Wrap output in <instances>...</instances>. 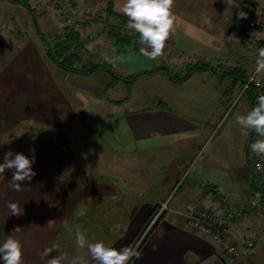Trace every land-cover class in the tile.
Masks as SVG:
<instances>
[{"label":"crops","instance_id":"1","mask_svg":"<svg viewBox=\"0 0 264 264\" xmlns=\"http://www.w3.org/2000/svg\"><path fill=\"white\" fill-rule=\"evenodd\" d=\"M14 1L0 0V5L3 2L10 3L8 11L0 8V30L3 34L0 38V64L3 58L8 63L5 69L0 68V126L3 125L6 130L17 128L22 119L33 118V121L42 122L45 126L65 128L67 123L63 115L56 119L44 116V112L56 102L61 105L57 108L61 112L67 107V91L63 87L60 89L50 77L49 70L51 72L53 70L46 67L48 66L44 59L46 56L40 51L41 43L35 33L39 30L36 14L43 25L46 20L55 23L56 29H61L59 33L61 35L74 29L66 22L60 11L61 17L56 20V15L48 7L52 5L57 11L58 9L48 0H45L50 3L48 7L43 4L44 0H30L33 17L24 6ZM242 2L240 11L247 13L246 19L251 18L257 5L262 6L259 0ZM75 5L82 11L80 13H88L78 5L77 0ZM18 7L24 8L26 13ZM30 18L33 19L36 29L31 36H22L23 25H31ZM7 19H12L10 25ZM75 29L78 30L77 27ZM185 29L183 27V30L188 32ZM244 29V26L241 28L240 25L235 33V38L239 42L243 39ZM78 34L81 39L80 31ZM6 35L17 43L15 47L10 44L6 46L5 41L8 40ZM44 38L46 40V37ZM62 38L65 37L62 35ZM255 41L258 47L263 45V41L256 39ZM46 42L53 45L57 40ZM80 60L82 64L84 61L89 62L82 58ZM51 63L53 66L52 61ZM30 64L32 68H29ZM55 66L58 71H70ZM206 69L202 67L197 71ZM213 73L211 76H215ZM104 77L107 78L106 75ZM190 78L191 75L184 82ZM262 78L264 79V76ZM262 84L264 89V82ZM253 87L254 91L247 92L250 89L248 87L243 92H247L246 101L252 108L256 104L255 95L258 92V88ZM31 88L36 89L37 97L33 102L29 99L22 105V100L28 97ZM43 96L46 98L41 99ZM191 98L193 97L183 96L182 100L170 97L168 107L167 105L159 107L163 106V103L162 105L158 103V107L130 110L106 130L102 132L97 128L91 130L97 144L105 150L109 167L88 173L84 170L78 179L73 176L76 167L73 163V157H76L75 148L69 147L71 141L64 133H56L50 137L46 133L41 136L42 138L47 136L46 138L33 140L27 148L7 150L6 154L12 155L10 158H14L17 153H23L31 158L33 156L31 149H35V162L32 168L36 175L31 181L22 182L20 191H15L10 187L13 171L5 169L4 174H0V245L9 236L19 239L23 245L22 264H45L40 254L53 244L58 245V249L45 259L64 255L66 256L64 264H71V261L78 257H83L88 264H95L87 249H80L77 246V230L83 232L92 243L103 242L106 246L117 249L130 247L141 238L151 219L152 211L168 200L167 208L155 222L145 243L140 246L139 258H133L131 264H215L219 253L217 244L209 237L188 229L185 224L187 216L197 205L210 207L216 213H220L225 203L237 204L256 197L253 190L259 192L264 188V180L260 183L258 178L259 174L264 176V155H257L255 158L251 152L249 145L255 142L252 139L254 132L251 131L247 136L241 134L233 140L208 141L211 127L198 119L199 110L205 108L206 102L193 101ZM195 103L197 105H193ZM19 128L22 126L17 129ZM141 153L149 162L152 174L163 176L161 170L165 167L167 169L162 192L168 189L169 191L162 193L160 198H154L155 202L149 200L134 202V198L127 197L129 191L122 188V182L114 179L125 171L132 173L129 167L116 171L125 165L124 161L131 160L133 161L131 167L136 170V174L131 177H140L142 173L137 162L140 161L138 155ZM256 159L262 163V172H254ZM3 162L4 159L0 163ZM189 167L190 173L194 172L193 176L197 178L193 183H199L201 178H204L203 182L206 185L190 184L178 192L180 186L176 190L175 188L179 184V178L186 176ZM246 168L251 177L249 189L247 184L241 188L232 180H228L244 178ZM93 173H102L114 178L98 182L93 179ZM257 199L260 201L259 210L245 214L229 225L228 234L240 246L248 239L255 238L258 242L259 238L264 237V198ZM9 202L17 203L23 209V214L11 215ZM259 213L263 214L258 215ZM49 220H55L53 227L47 226ZM110 224L119 226L116 241L111 244L109 240L99 236L102 234L101 229L95 230V225ZM16 226H20L22 230L13 232ZM255 227L258 231L254 230ZM259 234L263 237H258ZM257 242L246 255L237 258L233 264H264V246L258 248Z\"/></svg>","mask_w":264,"mask_h":264},{"label":"rangeland","instance_id":"2","mask_svg":"<svg viewBox=\"0 0 264 264\" xmlns=\"http://www.w3.org/2000/svg\"><path fill=\"white\" fill-rule=\"evenodd\" d=\"M72 1L75 3V0ZM77 1L78 5L87 10L88 13H80L82 11L76 8V5L71 8V14H69L58 6V11L52 5L48 7L50 3H47V1L43 4L56 15V20L61 17V12L74 31H80L81 39L83 38L81 40L82 47L72 46L71 48L83 60H89L86 68H90L97 63L104 68L89 73L58 71L54 63L52 66L49 58L50 54L42 38L46 37V40L50 43L56 40L61 41L65 32L62 35L59 34L61 29H56L55 23L47 22V20L43 25L36 14L35 19L38 22L39 30L35 33L41 43L40 51H43L46 56L44 58L48 65L46 67L48 70L50 68L53 70V72L49 70L50 77L60 89L63 87L67 91V107H64L61 112L57 110L61 105L56 102L44 112V116L56 119L63 115L67 127L45 126L42 122L33 121V118L31 120L22 119L18 126H22V128L19 129L17 127L6 130L3 125L0 126V162L3 161L7 150L17 149L18 147L27 148L33 140L38 141L61 132L71 141L69 147L71 149L75 148L76 157H73V163L76 167L73 176L76 179L82 175L84 170L88 173V171L105 169L104 167H109V162L104 154L105 150L97 144L91 130L96 128L101 132L106 130L107 127L113 126L124 113L130 110L158 107V103L161 105L163 103V106L159 107H164L170 97L183 100V96H187L193 97L191 98L193 101L204 100L206 102L204 104L205 108L199 110L198 119L206 126L211 127L208 141L211 139L214 142L224 139L233 140L240 137L241 131L240 126L236 123V117L246 115L252 109V106L247 104L246 96L247 92L254 91L253 85H250V89L243 93L247 88H243L242 85L255 72L258 50L264 48V0H259L260 5L263 7L257 5L252 12V15H254L256 10L259 14L262 11L263 18L260 26L263 27L259 28L260 26H258L251 30L244 29V36L240 42L235 38V33L240 25L241 28L243 26L246 28L247 21L250 19L237 17V13L243 5L242 0H236L239 7H228L223 0H175L176 31L167 41L165 55L157 60H150L140 53L139 49L142 45L138 42L139 34L128 29V18L120 11L125 0ZM27 3L32 6L30 0H27ZM1 5L0 8H5L6 11L10 8L9 2H3ZM18 8L26 13L27 9ZM29 13L33 17L32 11ZM70 15L77 18V21H70ZM205 16L210 20V24L204 23ZM81 17L84 18L83 21L79 19ZM11 20H6L9 21V25ZM30 24L28 26L23 25L22 31L24 33H22V36L28 37L33 34L36 27L32 18H30ZM30 26H32V30H30ZM183 27L188 32H185ZM1 32L0 30V38L3 35ZM7 39L5 41L6 46L8 44L14 47L17 45L8 36ZM255 39L263 41V45L258 47ZM47 45L52 46V44ZM67 49H64L61 45L51 47L53 56L66 66L70 63V60L65 57L69 53ZM117 56L120 59L116 65L108 63L106 58ZM203 62L205 64H201ZM6 67H8V63L3 58L0 68L5 69ZM32 67L30 64L29 68ZM75 67L85 66L82 65L81 60L78 63L75 61ZM202 67L207 69L197 71L198 68ZM188 73L191 75L188 81H177V79ZM212 73L215 74L214 77L211 76ZM245 76L247 78H244ZM263 76L257 77V80L261 81L262 88ZM218 78L220 80H217ZM262 90L264 94V89ZM36 97V89L31 88L28 97L22 100V105L29 99L33 102ZM45 98L46 96H43L41 99ZM220 104L221 107H219ZM169 105L170 103L167 107ZM193 105H197V103ZM46 133H48L47 136L42 138L41 136ZM252 139L256 141L262 139V137L254 133ZM201 153L202 151L198 153L197 157ZM138 156L140 161L137 162V165L142 173L140 177H131L136 174V170L131 167L133 165L132 160L124 161L125 165L116 171L129 167L133 174L125 171L114 178L112 175V177H109L108 175H102V173H93L92 177L98 182L113 178L115 181L119 180L122 182V188L129 191L127 197L134 198V202L139 200L155 202L154 198H160L162 193L165 194L169 191L168 189L162 192L163 183L165 182L164 175L167 173V169L165 167L161 170L163 176H156L152 174L149 162L145 160V155L141 153ZM202 158L204 159L205 156ZM110 167L113 168V166ZM190 168L186 172V176L179 178V184L175 188L176 190L180 186L178 192L186 185H206L203 182L204 178H201L199 183H193L197 178L193 176L194 172L190 173ZM258 178L260 183L263 182L264 176L262 174H259ZM253 179L256 180V177L253 176ZM228 180H232L241 188L247 184L249 189L251 177L246 168L244 178H228ZM164 203L165 208H167L168 200ZM198 206L200 205L194 208ZM260 214L263 213L258 215ZM98 228L102 231L99 236L109 240L110 244L116 241L119 226L113 224L95 225V230ZM254 230L258 231V228L255 227ZM259 236L263 237L261 234ZM261 239L259 238L258 242ZM256 242H254L253 247ZM261 246H264V239L257 245L258 248ZM217 247L219 249L218 245ZM222 253L223 251H221ZM218 259L216 260L218 261Z\"/></svg>","mask_w":264,"mask_h":264},{"label":"clouds","instance_id":"3","mask_svg":"<svg viewBox=\"0 0 264 264\" xmlns=\"http://www.w3.org/2000/svg\"><path fill=\"white\" fill-rule=\"evenodd\" d=\"M228 7H239L236 0H223ZM175 0H125L120 11L128 18V29L139 34V44L142 45L140 53L150 60H157L165 55L167 41L175 34L177 16L174 12ZM238 17L246 19L247 13L239 11ZM204 23L210 24L207 16L204 17ZM150 49V50H149ZM108 63L116 65L120 57L106 58ZM264 75V48L258 50L256 58V68L254 74L250 77V82L259 86L257 77ZM236 123L240 126L242 135L247 136L249 132H254L262 137L249 145L251 152L257 155H264V94L257 97L256 106L246 115H238ZM33 156L23 153L15 154L10 158L9 153L5 155L4 162L0 163V174H4L5 169L13 171L10 180V187L15 191H20L22 182L31 181L36 175L32 165L35 162V149H31ZM259 197V194H257ZM8 208L11 215L20 216L23 209L17 203L9 202ZM55 220H49L48 227H53ZM22 228L16 226L13 232H19ZM76 243L80 249H87L95 264H131L133 258L138 259L140 253L132 247L106 246L103 242H90L86 235L77 230ZM58 245L53 244L46 247L40 254L41 260L45 264H64L66 256H51L50 254L58 249ZM23 245L19 239L9 236L2 245H0V261L2 264H22ZM71 264H88L83 257H78L71 261Z\"/></svg>","mask_w":264,"mask_h":264},{"label":"built area","instance_id":"4","mask_svg":"<svg viewBox=\"0 0 264 264\" xmlns=\"http://www.w3.org/2000/svg\"><path fill=\"white\" fill-rule=\"evenodd\" d=\"M51 4L56 7H60L62 10L71 14V8L75 5L72 0H49ZM67 9H69L67 11ZM263 13L258 10L255 11L254 15L247 21L245 29H254L260 24H262ZM70 21H77V18H74L72 15L69 16ZM81 21L84 20L83 17L79 18ZM254 74V73H253ZM251 74L245 81L243 88H248L250 85H253L258 88V92L255 95L257 97L262 94V85L259 82V86L256 83L250 82ZM258 81V80H257ZM253 153V152H252ZM254 157L257 158V154L254 153ZM263 166L260 161L257 159L254 161V172H262ZM165 202V201H164ZM162 202L158 209L153 214L150 219L147 228L143 235L149 230V228L160 218L162 212L165 209V203ZM260 201L256 197H251L244 201H241L237 204H223L222 211L216 213V211L198 206L194 208L187 216L186 226L188 229L193 232L202 234L209 237L213 242L219 246L218 261L216 260L215 264H233L236 257L241 256L242 254L247 253V251L253 247L255 238L248 239L244 242L243 246H238L233 238L228 234L229 225L240 219L242 216L248 213L259 210ZM221 251L223 253L221 254Z\"/></svg>","mask_w":264,"mask_h":264},{"label":"trees","instance_id":"5","mask_svg":"<svg viewBox=\"0 0 264 264\" xmlns=\"http://www.w3.org/2000/svg\"><path fill=\"white\" fill-rule=\"evenodd\" d=\"M14 2H16V3H18V4H21L22 6H24L29 12H31L32 11V7L30 6V4L29 3H27V1H24V0H15ZM64 39H61V41L60 40H57V43H55V44H53L52 46H48L47 44V42H46V40H45V38H42V41H43V43H44V45H45V47L47 48V51H48V53L50 54V56H49V58L51 59V61L55 64V65H57L58 67H60V68H63V69H65V70H70V71H73V72H81V73H89V72H91V71H94V70H97V69H102V68H104V67H102V66H100L99 64H94L92 67H90V68H86V66H87V64H88V62L87 61H85V62H83V66H85V67H81V68H77V67H75V61H77V63L79 62V61H81L80 59H81V57H80V55L77 53V52H75L74 51V49L73 48H71L72 46H75V47H82L81 46V43H82V41H81V39L79 38V34H78V32H76V31H74V30H68V31H66L65 32V35H64ZM76 44V45H75ZM59 45H61L64 49H67V52L69 51V53L67 54V55H65V57L68 59V60H70V63L66 66V65H63L61 62H59L58 61V59L56 58V57H54L53 56V54H52V52H51V47L52 48H54V47H58ZM201 64H205L204 62L203 63H201ZM190 76V74L188 73V74H186L184 77H182V78H180V79H178L179 81H184V80H186L188 77ZM117 77H119V76H117ZM170 77V76H169ZM171 79H172V77H170ZM245 81V80H244ZM257 194H259V197L258 198H264V188H262V189H260V191L259 192H256L255 190H253V195L254 196H256V198H257ZM158 209V208H157ZM156 208L152 211V216H153V214L155 213V211L157 210ZM152 216H151V218H152ZM150 221V220H149ZM149 223V222H148ZM155 225V223L149 228V230L143 235L142 234V236H141V238L139 239V241L137 242H135V244L133 245V243H132V245L130 246V247H132V248H135L137 251L139 250V248H140V246L141 245H143L144 243H145V241H146V238L148 237V234H150L151 232H152V230H153V226ZM234 240V239H233ZM235 241V240H234ZM235 243H236V241H235ZM237 244V243H236ZM238 245V244H237ZM238 246H240V245H238ZM247 253H245V254H242L241 256H238V257H236V259L237 258H239V257H242V256H244V255H246ZM235 259V260H236ZM234 263V262H233Z\"/></svg>","mask_w":264,"mask_h":264}]
</instances>
